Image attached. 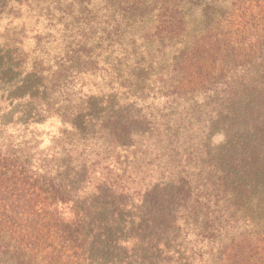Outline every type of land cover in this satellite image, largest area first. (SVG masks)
Here are the masks:
<instances>
[{
    "label": "trees",
    "instance_id": "obj_1",
    "mask_svg": "<svg viewBox=\"0 0 264 264\" xmlns=\"http://www.w3.org/2000/svg\"><path fill=\"white\" fill-rule=\"evenodd\" d=\"M258 59L264 0H0V264L183 256L165 216L177 203L130 200L121 167L104 175L138 136L113 91L207 89ZM212 264H264V228Z\"/></svg>",
    "mask_w": 264,
    "mask_h": 264
},
{
    "label": "rangeland",
    "instance_id": "obj_2",
    "mask_svg": "<svg viewBox=\"0 0 264 264\" xmlns=\"http://www.w3.org/2000/svg\"><path fill=\"white\" fill-rule=\"evenodd\" d=\"M241 66L247 68L207 89L170 94L155 85L135 96L142 102L113 91L115 113L133 114L138 136L129 139L126 160L111 152L104 175L118 182L121 167L130 200L158 189L177 203L165 216L183 256L169 254L171 264H212L231 239L264 228V59Z\"/></svg>",
    "mask_w": 264,
    "mask_h": 264
}]
</instances>
